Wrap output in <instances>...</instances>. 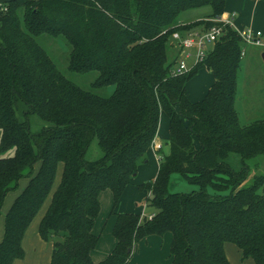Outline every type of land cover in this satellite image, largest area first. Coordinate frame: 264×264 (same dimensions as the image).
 <instances>
[{"label":"trees","instance_id":"1","mask_svg":"<svg viewBox=\"0 0 264 264\" xmlns=\"http://www.w3.org/2000/svg\"><path fill=\"white\" fill-rule=\"evenodd\" d=\"M225 2L8 0L0 5V216L6 196L27 181L4 217L0 264L23 259L25 232L49 196L38 226L41 240L52 242L49 264H128L138 241L166 233L172 236L171 264H230L226 243L243 260L264 264V175L244 184L249 174L244 162L264 156V120L241 125L234 108L241 39L226 28L203 64L173 76L172 34L207 28V20L223 15ZM202 8L210 10L202 23L180 22L183 14ZM42 35L65 41L69 72H96L91 89L113 86V92L98 96L69 80L37 42ZM167 48L175 52L172 61ZM201 69L211 72L213 83L203 100L191 102L186 85ZM18 103L25 121L17 118ZM161 112L168 118L170 152L161 158L154 180L139 186L149 193L150 212L117 215L116 245L94 263L99 195L109 190L113 206L118 203L147 161ZM29 116L44 123L39 133L30 132ZM94 141L102 155L87 160ZM231 155L242 160L238 173L225 163ZM59 166L60 181L52 191ZM173 175L198 190L170 193Z\"/></svg>","mask_w":264,"mask_h":264},{"label":"crops","instance_id":"2","mask_svg":"<svg viewBox=\"0 0 264 264\" xmlns=\"http://www.w3.org/2000/svg\"><path fill=\"white\" fill-rule=\"evenodd\" d=\"M8 0H0V5ZM223 15L230 16L233 15V29L234 30H244V29H251L253 31H260L263 34L264 38V3L260 0H226L224 12ZM183 16V15H182ZM181 16L180 22L183 24L191 23L192 21H196L198 18L190 19L192 21H187ZM207 17V16H206ZM206 19V18H205ZM201 28V27H198ZM249 49L246 50L245 56L242 59V61L246 58L248 53V60H247V69H248V75L246 82V98L248 103V109L252 111L257 110L260 106L264 107V59L262 56L264 55V50L258 49L255 47H247ZM241 69V64H240ZM240 71V70H239ZM198 78V85L197 88L193 87L189 84L186 86V97L191 102H199L204 99L207 91L209 90L210 86L213 83V77L209 70L207 69H201L197 72L195 75ZM201 78V79H200ZM241 104V99H237L235 101V111L237 112L239 121L241 112L238 111L237 105ZM240 108V106H239ZM264 110V108H263ZM252 119V118H251ZM255 121L258 120H245L244 123H241V125L247 126ZM168 139H169V131H168V118L164 112H161L160 118H159V124L158 129L156 133V137L153 141V146L150 147V149L147 151L146 163L140 165L138 167L137 175L138 178L134 181L132 180L131 185L127 186V188L124 190L123 194L121 195L118 203L113 206V196L109 190H106L102 192L99 195V203H100V210H104L105 213H108L110 215V229L112 234V229L116 221V216L120 214H134L139 215L142 212H144V205L145 203L140 206V201L142 198L145 197V191H142L139 189V186L148 183L149 181H153L156 177V174L158 172L159 168V157L167 156L170 152V148L168 145ZM165 145H167L168 151L164 152ZM194 145L196 148L199 147L198 142H194ZM158 153H162V155H158ZM153 162L154 167L151 170L150 164ZM148 164V165H146ZM60 176L62 172V166H59ZM153 172V174H151ZM22 181V180H21ZM25 181V180H24ZM27 181L24 182L23 185L19 182V187L16 191L11 192L13 195L10 199H7V195L5 198V206L3 207V211L1 213L2 221H0V240L3 235V226H4V217L7 211L9 210L10 206L16 199V197L20 194L22 189L26 186ZM57 187V186H56ZM103 196V199L101 198ZM50 201V200H49ZM49 204V202H48ZM104 205V206H103ZM3 206V205H2ZM48 206V205H47ZM46 206V208H47ZM46 208L43 210V212L38 216L37 219L33 222V224L28 227V229L25 232V235L22 240V248L24 251L25 258L23 257L22 260H17L14 262V264H49L50 257H51V251H52V242H45L41 240L38 234V226L39 223L46 211ZM2 209V208H1ZM111 209V211H110ZM99 217V214L97 218ZM97 218L94 221L93 226V234L98 237V243L96 248L91 252V259L94 263H99L103 261L114 249L116 245V240L112 239L108 241L105 244L100 243L99 236L96 232L100 229V224L98 228ZM172 241V236L170 233H166L163 236H149L141 240V242H145V245H142V243L139 246V249L141 251V257L140 262H136L134 264H171V257L169 256L163 260L159 261L157 258H147V253H145L143 256L142 254L144 252L153 253L160 248L162 250H165L170 252V245ZM230 244V243H226ZM225 244V249L229 247L230 245ZM102 245V246H100ZM138 245V243L135 244V246ZM233 245V244H231ZM134 246V248H135ZM234 246V245H233ZM133 248V250H134ZM230 250L228 252L227 260L230 264H239V262H242V255L241 252L234 246L230 247ZM225 252V251H224ZM133 253V251H132ZM226 255V253H225ZM248 261V259H246ZM250 260V259H249ZM165 261V262H164ZM251 264H254L252 260H250ZM128 264H132L129 260Z\"/></svg>","mask_w":264,"mask_h":264},{"label":"rangeland","instance_id":"3","mask_svg":"<svg viewBox=\"0 0 264 264\" xmlns=\"http://www.w3.org/2000/svg\"><path fill=\"white\" fill-rule=\"evenodd\" d=\"M210 10L209 8H202V9H198V10H193L190 12H187L186 14H183V18L187 21H192L189 20L188 18L190 17V19H195L198 18L196 21H192L191 23H202L206 16L209 15ZM37 42L40 44V46L47 52V54L49 55V57L53 60L54 64L57 66L58 70L60 72H62L69 80H71L72 82H74L75 84L79 85L81 88H83L84 90L87 91H91L92 93L98 95V96H102V97H107L109 96L113 90L114 87L113 86H109L106 88H101V89H91V84L95 81L96 77H97V73L96 72H89L86 74H77V73H72L69 72L67 70L68 67V46L66 45L65 41L62 38H52L49 37L47 35H42L40 37L37 38ZM170 42V41H169ZM170 44V43H169ZM246 50L249 51L248 48H246ZM249 53V52H248ZM248 53L246 58L242 61L241 60V69L238 73V79H237V99H241V104L237 105L238 111L241 112L240 115V122L244 123L245 120H264V110H263V106H260L257 110H254L251 112V110L248 109V103H247V98H246V82H247V78L249 77L248 75V69H247V60H248ZM175 57V52L173 50H169L167 48V58L168 61H172ZM201 79V78H200ZM191 83V84H189ZM191 85L193 87L197 88L198 85V78L196 76H194L188 83L187 85ZM186 85V86H187ZM19 104V103H18ZM17 104V105H18ZM22 104H19V109L17 111V118L20 121H25V118L23 117V115L21 114L22 111ZM240 106V108H239ZM24 110V109H23ZM252 118V119H251ZM28 123L30 126V132L32 134H36L39 133L44 125L43 122H41L37 117L35 116H29L28 117ZM168 151L167 145H165L164 148V152ZM160 153H158L159 155ZM102 155L101 151L99 150V148L97 147L96 141H94L89 149L87 150V153L85 155V158L87 160H95L100 158ZM162 155V153L160 154ZM225 163L230 167V169L236 173L240 172L243 169V163L242 160L239 156L237 155H231L229 156L226 160ZM244 164H246L248 170H249V174L247 179L245 180V186L250 185L251 180L253 178L254 175H264V156H257L253 159L250 160H246L244 162ZM148 165V164H146ZM151 166V170L154 167L153 162L150 164ZM60 169L58 167L57 169V173H56V177L54 180V184H53V190H55L56 186L59 183V176L58 174ZM153 174V172L151 173ZM138 178V175L136 174V176L133 178L134 181ZM24 180L20 181V184L23 185L24 184ZM150 182V181H149ZM198 187L194 186V185H190L188 183H186L179 175H173L171 177L170 183H169V192L170 193H180V194H188L191 193L192 191H197ZM227 192H225L224 194H227ZM149 193H147L145 191V197L144 199L142 198V200L140 201V206H142L143 203L147 204V197ZM12 193H9V195L7 196V199H10L12 197ZM103 199V196L101 197ZM50 200V196L47 198V200L45 201L44 205L42 206V208L40 209V211L38 212V214L36 215V217L33 219L32 223L30 224V226L33 224V222L35 221V219L38 218V216L43 212V210L46 208V206L48 205V202ZM5 200L3 202V206L1 209V213L3 211V207L5 206ZM104 206V205H103ZM146 207V205H145ZM144 207V212H143V216H147L148 212H150L149 208H145ZM111 211V209H110ZM111 215V214H110ZM110 215H108V213H105V211L100 210L99 212V217L97 218V223H98V228H99V224H100V229L97 233V235L99 236L100 239V243L103 245L105 243H107L108 241H110L112 239V234H111V229H110ZM0 221H2V217H0ZM29 226V227H30ZM112 236V237H111ZM153 236V235H152ZM156 236V235H154ZM149 237V236H148ZM114 239V238H113ZM143 240V239H142ZM142 243V245H145V242H141L138 241V245L135 246L132 256L130 258V262L132 264L136 263L137 261L140 262L141 257V251L139 249L140 244ZM100 245V246H102ZM226 245H230L229 247H227L225 249V245H224V251L226 253V256L228 257V252L231 251L230 247H234L231 244H226ZM147 253V258L151 259V258H157L159 259V261H163L165 260L168 256L170 258V252L162 250V248H160L159 250L153 252L152 254L149 252H144L142 254V256ZM138 254L139 257L138 258ZM25 258V255H24ZM229 259V257H228ZM165 262V261H164ZM239 264H251L250 260H243L242 262H239Z\"/></svg>","mask_w":264,"mask_h":264},{"label":"built area","instance_id":"4","mask_svg":"<svg viewBox=\"0 0 264 264\" xmlns=\"http://www.w3.org/2000/svg\"><path fill=\"white\" fill-rule=\"evenodd\" d=\"M207 21L211 23L207 28H196L184 33V35L178 32L172 34L170 45L177 53V59L173 68L174 77L188 74L198 65L203 64L214 44L223 37L224 30L226 28L234 30L233 15L226 17L222 15ZM234 31L244 45L240 53L241 59L244 58L247 47L264 50V38L260 31H253L251 29ZM159 160H161V157H159ZM141 216H143V212ZM151 218L152 215L148 216V219Z\"/></svg>","mask_w":264,"mask_h":264},{"label":"water","instance_id":"5","mask_svg":"<svg viewBox=\"0 0 264 264\" xmlns=\"http://www.w3.org/2000/svg\"><path fill=\"white\" fill-rule=\"evenodd\" d=\"M262 58L264 59V55L262 56Z\"/></svg>","mask_w":264,"mask_h":264}]
</instances>
